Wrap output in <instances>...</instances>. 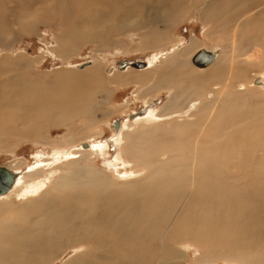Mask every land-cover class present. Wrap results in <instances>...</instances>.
<instances>
[{"label":"bare ground","instance_id":"1","mask_svg":"<svg viewBox=\"0 0 264 264\" xmlns=\"http://www.w3.org/2000/svg\"><path fill=\"white\" fill-rule=\"evenodd\" d=\"M174 1L176 0H142L139 2L137 9L140 8L142 10L146 22L150 17L151 10L169 11L167 15L171 21L164 20L165 26L183 20L187 15L190 16V11L197 6L199 13H201L200 17H202L205 23H208V26L211 23L215 24V21L222 18L223 12L230 10L227 4H224L225 2L218 0H209L210 3L208 4L212 9L200 8L199 4L203 1L201 0L199 4L193 3V5H189L185 8V12L181 10L184 12V16H176L178 6L175 7L173 5ZM129 2L130 0H126L123 5V10L127 12V15L132 11ZM227 2H232L234 7L223 20L227 21V24H230L229 27L235 26V28L232 30V35L227 39V46H229L227 50L230 51L227 52V56L215 63L214 67L217 65L219 67H213L212 72L210 71L212 78L205 71L207 78L195 82V76L193 74L199 72L186 67L188 60L186 56L199 46L197 42H194L184 49L175 52L171 57H166V67L159 77H153L152 80L147 79L148 84H145L146 88L149 86L146 91L147 94L151 93L155 87L167 83L171 88L176 87L173 88L174 90L179 89L180 94H182L181 96H184L186 92L188 94L198 93L199 98L209 100L207 91L212 84L211 88L218 85L220 89L214 92L213 96L216 99H221L227 93V90L233 87V83L242 78L246 72L254 70L255 68H262V61L264 60V30L260 32L254 31L253 36L248 35L245 37L239 33H242L249 24L251 25L258 20H264V0H228ZM261 4L263 5L258 7ZM257 10L259 11L257 12ZM148 11L149 13H147ZM109 16L113 18L112 13H109ZM237 22L240 25L237 26ZM221 25L227 28L225 24ZM128 27L130 25L123 26L114 23L109 26V32L113 34L117 31H124ZM223 27L219 29H224ZM153 28V39L155 36H169L167 28L163 27V29L159 30L157 27ZM221 52V48L210 49L204 47L193 54L191 60L195 66L203 69L214 63ZM198 54L202 63L199 61L197 63L196 61L195 63L193 62V57H196ZM244 59L247 62L245 65L241 64ZM143 60L147 62V66L142 68L128 66L127 68L121 69V71L129 68L145 70V68L147 69L152 66L153 63L150 60ZM92 63L91 59L74 63L72 66L77 69H84L87 66H91ZM199 64L206 65L201 66ZM158 68L160 67L157 66ZM6 72L2 75H7ZM149 75L146 72L137 73L139 78ZM76 78L82 82V89H80L81 93L78 95V98H65L68 100L54 98L55 100L52 102H44L42 98L34 99V97H26L27 99H23L25 97L20 98L15 96L12 99L13 95L10 94V91H13V88L8 84L10 80L6 76L0 84L2 85V92H8L9 95L6 93L0 94V119H9L12 116L10 118L11 124L15 127L16 134H20L22 137L38 138L40 131L41 138H43V132L40 130L42 125L60 124L76 113L92 112L91 109L97 106L89 101L88 104L90 105L87 108V99L90 98L91 94L89 92L83 94L82 92L85 90L86 81L96 82V78H99L97 72L94 70L85 71L81 75H76ZM110 80L109 84L115 86L120 81H124V76L119 75L115 79ZM61 83H64L63 87L66 86L65 80L58 82V84ZM69 85L70 90L75 86L72 82H69ZM255 85L264 87V77H257ZM261 89L259 88V90ZM208 93L211 92L209 91ZM229 93L231 95V92ZM6 97L11 100L10 107H6L8 111L3 107ZM209 101L212 102V100ZM229 102L235 105V101L232 102L229 100ZM176 104L177 102L175 100L172 101L164 111L170 108L176 111L179 108L176 107ZM190 104L191 107L189 108H194L200 103L194 101ZM91 105H93L92 108ZM211 107V104L208 103V108ZM226 107L228 106L223 105L218 110H209L204 116L203 125H200L199 121L196 122V131L186 130L185 134H180L177 133L178 127L173 125L176 128L171 127L172 133L167 134L169 136L171 135L173 139L176 137L177 142L175 141L176 144L173 143V152L169 151V146L166 145L168 154L164 158V155L156 154L162 151L159 149L160 144L158 143L154 153L145 152L146 155L137 153L133 155L137 161L134 164L136 170L140 168L139 171H144L147 168L146 165L153 164L151 165L153 166L151 170L149 169V173H146L148 177L159 176V179L155 180L154 184H151L150 187L145 183L147 188L139 186L140 191L144 193V197L152 201V205L141 204L142 206H137L138 208L132 205L129 206L134 200L135 192L133 188L127 187L123 189L121 187H115L114 185L110 186L105 179L98 177L95 171L87 167L82 170L88 176L85 179L77 177L80 170H75V168H73L74 171L70 172L68 170L64 175L56 178L50 175L55 174L57 169L61 170L70 165H74V162L72 163L70 161L79 152L65 151L58 153L62 149L55 151L52 157H44L43 161H41L42 156H38L40 158L37 159V163L25 172L22 170H13L7 166L11 171L16 173V180L9 192L0 195V198L3 196L11 198L13 195L16 197L21 195L23 197H35L38 195L37 200L39 199L44 203L41 209L42 218L54 223H48L53 227V230H50V237L44 238L41 235L39 236L38 244L42 247L44 246V250L43 248L41 249L43 251L39 250L40 252L37 255L44 260L48 255H51L54 248H57L59 251L62 246H86L88 249H90V246H97L91 248L92 250L84 249L83 253L81 251L78 255L76 254L77 256H74L67 264H103V260L109 261L111 264H151L152 262L161 261L160 259L162 258H167L171 255L174 256L175 250L173 246L175 245L172 244L174 241L177 243L191 241L199 246L208 248L210 246H219L221 248L234 246L235 249H231L233 252L236 248L248 249L251 246L254 248L258 244L261 246L260 243H264V117L263 119H257V117L259 114H263L264 109L258 107L257 110L256 107L254 109L249 108V111H245V108H242L238 110L240 113L243 111L238 119H230L227 111H225ZM19 116L24 120L30 119V122L35 124H29L27 127L23 126L25 121L21 123ZM134 116L136 115H131L130 118L133 119ZM15 117L18 118V124H14ZM117 120L114 126L116 128L115 131L118 133L121 128V121L120 119ZM160 121L158 124H151V127H145L142 130V133H145L144 137L147 141H157L156 137L158 135L155 133L159 132L160 129L155 126L161 125L163 121L161 123ZM116 122H118L117 127ZM12 125L7 123L4 129L7 131L12 130ZM162 130V134L164 135L166 128L163 124ZM178 131L180 130L178 129ZM197 131L199 145L194 146L190 144L191 135H195ZM126 135L130 134H123V140H125ZM234 137H239V140L234 142L232 147L235 157L226 160V154L228 152L222 150L229 148ZM120 140L119 138L118 141ZM66 141L72 142L71 139ZM85 143L87 144L85 147L90 146V143ZM97 145L100 148V152L102 151L104 153V146L106 144L98 143ZM96 147L92 145L90 150H82L80 152L84 153V155L95 154L94 152H97L99 149H96ZM133 149H137L138 153H142L136 144L133 145ZM237 149L241 151H237ZM190 151L196 152L197 154H206L208 152V155L196 159L189 154ZM214 151H218L219 157H221V160L217 164L215 163L216 156L213 154ZM145 156L149 157L145 158ZM114 159L115 165L116 163L122 166L126 165L119 159V156H116ZM154 161L160 162V165L154 166ZM109 164L113 165L112 162H109ZM171 171L176 174L170 177L167 174L171 173ZM121 175L128 176L129 174L124 172ZM48 181L51 182V186H49L50 182L47 183ZM148 182L151 183L152 181ZM138 192L136 191V195H138ZM140 195L142 197V193ZM122 197L126 199V202L121 201ZM240 198L255 200V202L252 204L247 203L246 206H240L237 202ZM25 199L29 200L30 198ZM137 201L135 202L137 203ZM143 201L145 202L146 200ZM143 201L141 202L143 203ZM127 204L128 208L123 211L124 205L126 207ZM1 219L0 217V221ZM11 232L9 228L0 224L1 248L2 246H6L8 249L16 251L17 247L28 245L22 238L20 239L22 240L21 242L9 238ZM28 247L30 248V246ZM77 249L79 248L77 247ZM125 250L133 255L130 263L123 256L121 258H124V260H120L119 258L122 254L128 255ZM6 251L10 252L9 250ZM103 251L105 253H101ZM205 251H203V254H206ZM15 254L11 253L12 257ZM262 254L264 255L263 252ZM17 256L22 257L24 260L29 258L30 260H34L30 255L20 256L16 254ZM34 257L36 258L35 255ZM245 257L242 258L243 264H252L255 262ZM2 260L0 264H3ZM202 260L204 261V258ZM204 262L203 264H205ZM200 264H202V261Z\"/></svg>","mask_w":264,"mask_h":264},{"label":"rangeland","instance_id":"2","mask_svg":"<svg viewBox=\"0 0 264 264\" xmlns=\"http://www.w3.org/2000/svg\"><path fill=\"white\" fill-rule=\"evenodd\" d=\"M140 1L142 0H130L129 3L132 11L127 15V12L123 10V5L126 0H0V82L6 76L9 78L10 83L8 84L13 88V91H10V94L13 95L12 99L15 96L20 98L25 97L23 99H27L26 97H34V99L42 98L44 102H52L55 100L54 98L59 100L69 97L78 98V95L81 93L80 89H82V82L76 78V75H81L85 73V71L94 70L99 77L98 79L96 78V82L86 81L85 90L82 92L83 94H87L88 92L91 94L90 98L87 99V108L90 105L88 104L89 101L97 107L91 109L93 107V105H91L90 109L92 112L76 113L60 124L42 125L40 130L43 132V138H41L40 131L38 138L22 137L20 134H16L17 131L11 124L10 118L12 116L9 119H0V166H9L13 170H22L25 172L37 163L38 158L42 156L41 161H43L44 157H52L53 153L57 150L59 151V149H62V151L58 153L65 151L79 152L73 157L74 160L72 159V161H70L72 163L74 162V165H70L61 170L57 169L55 174L50 175L56 178L64 175L68 170H70V172L74 171L73 168H75V170H80L77 177L85 179L88 176L85 175L82 170L87 167L95 171L98 177L105 179L110 186L114 185L115 187H121L123 189L127 187L133 188L135 192L134 200L138 201L136 203L133 200L129 206L152 205V201L144 197V193L140 191V187H150L151 184H154L155 180L159 179V176L148 177L147 173H149V169L151 170L153 167L151 165L153 164L146 165L147 168L144 171H139L140 168L136 170L134 164L137 161L133 156L135 153L140 155H146L145 152L154 153L158 143L164 147L159 145V149L162 151L156 154L159 153L164 155V158L168 154L166 145L169 146V151H172L173 143L176 144L177 142L175 136H173L175 137L173 139L171 135L169 136V134H167L172 133L171 127H175L173 125H176L180 130L178 131L177 129V133L180 134H185L186 130L196 131V122L199 121V124L203 125L204 116L211 109L218 110L223 105L228 106L225 108V111H227L230 119H238L243 113V111L240 113L238 110L242 108H245V111H249V108L254 109L256 107L257 110L258 107L264 109V87L255 85L257 77H264V60L262 61L263 66L261 69L255 68L254 70L246 72L242 78L233 83V87L229 88L225 95H221V99H216L213 96L214 92L220 90L219 86L215 85L214 88H211V84L207 94L209 100H212V102L208 99L199 98L198 93L188 94L186 92L184 96H181L182 94H180L179 89L174 90L173 88L176 87L171 88L167 83L155 87L151 93L147 94L146 91L149 88V86L147 88L145 86L148 82L147 79L152 80L153 77H159L166 67V57H171L175 52L184 49L194 42H197L199 46L186 56L188 59L186 67L199 72L193 74V76H195V82L207 78L205 71H207L209 77L212 76L211 70L215 63L227 56V52L230 51L227 50L229 47L227 46V39L232 35V30L235 26L229 27L230 24H227V21L223 19L227 16L229 11L233 10L234 4L232 2H227L228 0H218L220 2H225L224 4H227L230 10L228 12H223V17L215 21V24L211 23L209 26L208 23H205L202 17H200L201 13H199V9H197L198 6L190 11V16L187 15L183 20L174 22L172 25L169 24L171 26H165L164 20L171 21L167 15L169 11L151 10L149 14L150 17L146 22L142 10L140 8L137 9ZM200 1L201 0L174 1L173 5L175 7L178 6L177 14L175 15L184 16V12L186 11L185 8L189 5H193V3L199 4ZM201 2L202 3L199 4L200 8L212 9L208 4L210 3L209 0H203ZM262 5L263 4L258 5V7ZM258 11L259 10H257V12ZM109 13L113 14V18L109 16ZM147 13H149V11ZM114 23L123 26L130 25L131 28L128 27L124 31L121 30L110 34L109 26ZM221 24H225L227 28H224ZM238 25L240 24L237 22V26ZM153 27H157L158 30L163 29V27L167 28L169 36H155L153 39ZM221 27L224 29H219ZM261 30H264V20H258L251 25L249 24L244 31L239 34L244 35V37L248 35L253 36L254 31L260 32ZM204 47L210 49L221 48L222 52L214 63L201 69L195 66L191 59L193 54ZM91 59L93 62L92 65L84 69H77L72 66L74 63ZM127 59H147L153 64L151 67L145 68V70L129 68L121 71V69L118 68V63L119 61ZM193 59L194 63L195 61L196 63L197 61L202 63L199 59V54L193 57ZM241 64H247L245 59ZM199 65L203 66L206 64ZM157 66L160 68L157 69ZM217 67L219 66L217 65L214 68ZM5 72L7 75L3 76L2 74ZM145 72L150 75L140 78L137 76V73ZM119 75L124 76V81H120L119 84H115V86L109 84L111 81L110 79H115ZM61 80H65V87H63L64 83L58 84ZM69 82L75 85L71 90ZM259 88L262 89L259 90ZM2 91V85L0 84V94L6 93L9 95L8 92ZM209 91L211 93H208ZM229 92H231V95ZM7 97L3 104L6 111H8L6 107H10L11 105V100L7 99ZM238 97L239 99H237ZM174 100L177 102L176 107L179 108L176 109V111L172 108L164 111L167 105ZM229 100L232 102L235 101V105L231 104ZM194 101L200 104L194 108H189L191 107L190 103ZM151 102H153L155 106L147 109L133 119L128 117L135 112H141V110L149 106ZM208 103L211 104V108H208ZM19 117L21 118V123L25 121L23 126L27 127L29 124H35L30 122V119L24 120L21 116ZM263 117L264 112L263 114H259L257 119H263ZM117 119H121V128L118 133L113 126L114 121ZM158 120H161L160 123L163 122L161 125L155 126L160 129L159 132L155 133L158 135L156 137L157 141L155 140L156 143L149 142L145 139V133H142V130H144L145 127H151V124H158ZM7 123L12 125V130L7 131L4 129ZM131 123H133L132 126H130ZM14 124H18V118L16 117ZM145 124H147V126H145ZM162 124L166 128L164 135L162 134ZM125 133L130 135H126L125 140H123L122 135H125ZM128 136H130V138H128ZM140 136H142V138H140ZM119 138L121 139L120 141H118ZM160 138L164 139H161L163 142ZM166 138L168 141L170 140V142H168ZM69 139H71L72 142L66 141ZM198 139L199 136L197 131L195 135H191L190 144L198 146ZM238 140L239 137H234L229 148L227 150H222L228 152V154H226V160L235 157L232 147L233 143ZM85 142L90 143V146L85 147ZM98 143L106 144L104 146V153H102V151L100 152V148L97 145ZM135 144L141 149L142 153H138L137 149H133V145ZM92 145L97 146L96 149L99 148L97 152H94L95 154L84 155V153H81L82 150H90ZM163 148L165 149L163 150ZM222 151L220 150V152ZM237 151L241 150L237 149ZM189 154L197 159L205 155L207 156L208 152H206V154H197L196 152L190 151ZM213 154L216 156L215 163L217 164L221 160V157H219L218 151H214ZM116 156H119V159L126 165L122 166L118 163L115 165L114 158ZM148 157L149 156H145V158ZM109 162H112L113 165H110ZM159 165L160 162L154 161V166ZM124 172L129 175L122 176L121 174ZM173 174L176 173L171 171V173L167 175L171 177ZM148 181L152 182L149 183ZM49 182L50 181L47 183ZM49 186H51V182ZM44 191L42 192L44 193ZM136 191H139L138 195H136ZM140 193H142V197H140ZM28 197L30 198V202L25 199ZM28 197H23L22 195L16 197L13 195L11 198H6V196L0 198V217L3 219V221L1 219L0 224L12 231L9 238L16 239L20 242L22 238L24 242L28 244L24 246L25 249L21 246L22 249L26 251H23L21 247H17L16 251L8 249L6 246L0 247V263L1 259H3V264L7 262L8 264H67L68 261L70 262V260L81 253V251L83 253L84 249L92 250L91 248L97 247L90 246V249H88L86 246H62L59 251L57 248H54L51 255H48L45 260L38 256L37 254L44 250V246L42 247L38 244L39 236L41 235L44 238L50 237V230H53V227L48 223H54L42 218L41 209L44 203L39 199L37 200L38 195L35 197ZM32 198L33 200H31ZM143 200L146 201L144 202ZM121 201L126 202V199L122 197ZM141 201H143V203ZM127 202L129 203V201ZM237 202L240 206H246L247 203L252 204L255 200L240 198ZM127 208L128 204L126 207L124 205L123 211ZM92 240L95 241L94 238H92ZM93 241L92 243H94ZM172 244L175 245L173 246L175 250L174 256L171 255L167 258H162L160 259L161 261L152 262L151 264H200L201 261L202 264L204 261L205 264H243L242 258L245 256V258H249L256 262L252 264H264V255L262 254V252L264 253V243H260L261 246L258 244L254 246V248L253 246L250 248L248 247V249L236 248L234 252L231 250L235 249L234 246L225 248L210 246L208 248L199 246L191 241L183 243L174 241ZM28 246H30V248ZM12 247L15 248L14 246ZM77 247L79 249H77ZM261 247L263 248L261 249ZM4 248L9 250L12 254L16 253L20 256L30 255L34 260H30L29 258L27 260L25 259V261L22 257H16V254L13 255V258L11 253ZM42 248L43 250H41ZM205 250H208L209 253L207 254L208 251ZM203 251H205L206 254H203ZM126 252L128 255L122 254L120 257L118 255V257L120 260H124V258H121L123 256L125 260L130 263L133 255L129 254V251ZM101 253L105 252L103 251ZM34 255L37 260H35L36 258ZM242 255L244 256L242 257ZM201 257L202 259L204 258V261ZM102 263L111 264L109 261L105 260H103Z\"/></svg>","mask_w":264,"mask_h":264},{"label":"water","instance_id":"3","mask_svg":"<svg viewBox=\"0 0 264 264\" xmlns=\"http://www.w3.org/2000/svg\"><path fill=\"white\" fill-rule=\"evenodd\" d=\"M128 66L142 68L147 66V62H145V60L127 59V60L119 61L118 63L119 69H124L127 68ZM117 126H118V122H116V127ZM84 146H87V144L85 143ZM15 180H16V173L14 171H11L6 166H0V195L9 192Z\"/></svg>","mask_w":264,"mask_h":264},{"label":"flooded vegetation","instance_id":"4","mask_svg":"<svg viewBox=\"0 0 264 264\" xmlns=\"http://www.w3.org/2000/svg\"><path fill=\"white\" fill-rule=\"evenodd\" d=\"M153 106H155V104H154L153 102H151V103L149 104V106H147L146 108L143 109L144 111L141 110V112H135V113H133V114H130L128 117L130 118L131 115H136V116H138L139 114H141L142 112H145L147 109L152 108ZM136 116H134V118H135ZM130 119H132V118H130ZM115 121H116V120H115ZM115 121H114V123H113V126L115 125ZM120 121H121V119H120ZM114 129L116 130L115 126H114ZM181 263H184V262H181Z\"/></svg>","mask_w":264,"mask_h":264}]
</instances>
